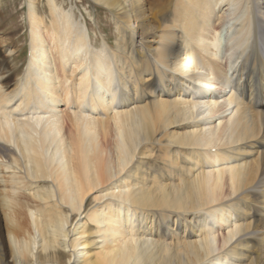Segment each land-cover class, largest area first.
<instances>
[{
  "label": "bare ground",
  "instance_id": "6f19581e",
  "mask_svg": "<svg viewBox=\"0 0 264 264\" xmlns=\"http://www.w3.org/2000/svg\"><path fill=\"white\" fill-rule=\"evenodd\" d=\"M36 1L0 71L1 204L29 220L0 264H264V0H101L98 47Z\"/></svg>",
  "mask_w": 264,
  "mask_h": 264
},
{
  "label": "rangeland",
  "instance_id": "374dc122",
  "mask_svg": "<svg viewBox=\"0 0 264 264\" xmlns=\"http://www.w3.org/2000/svg\"><path fill=\"white\" fill-rule=\"evenodd\" d=\"M39 1H36L37 8L44 12H41L43 16H48L46 0ZM147 1L153 9L158 7V0ZM25 3L26 0H0V42L2 37H7L10 40V44H7V47L18 48L14 50L13 56H5V52L3 53L5 44H0V71L10 63L17 66V73L21 74L29 58L28 27L25 23L27 4ZM55 3L61 5L65 10H73L75 18L86 24L91 42L96 47L101 44L102 38L106 39L111 46H114V42L118 37L116 32L118 23L115 21L113 11L109 10L101 0H55ZM149 126L151 124L145 125L141 122L140 131H144ZM159 149L153 144H146L136 149L134 157L138 152L143 153L147 150L156 157L159 154L165 155V152H160ZM150 166L155 167L153 164H150ZM175 173V176H177L178 172L175 171ZM184 187L175 188V190L181 192ZM27 199V196H22L21 194L12 196L9 200L12 211L8 212L1 204L0 195V246L2 247L0 248V263L10 258L8 233L20 235L21 230L29 229L28 215L23 208V204ZM30 202L35 203L34 200ZM144 220H147L146 217ZM148 237L150 238L151 236Z\"/></svg>",
  "mask_w": 264,
  "mask_h": 264
}]
</instances>
